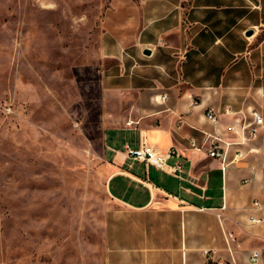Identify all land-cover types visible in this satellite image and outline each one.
<instances>
[{
	"label": "crops",
	"instance_id": "crops-1",
	"mask_svg": "<svg viewBox=\"0 0 264 264\" xmlns=\"http://www.w3.org/2000/svg\"><path fill=\"white\" fill-rule=\"evenodd\" d=\"M99 27L105 264H264V126L240 133L253 109L264 123V0H105ZM209 136L229 145L224 169ZM140 141L182 171L129 158Z\"/></svg>",
	"mask_w": 264,
	"mask_h": 264
},
{
	"label": "rangeland",
	"instance_id": "rangeland-1",
	"mask_svg": "<svg viewBox=\"0 0 264 264\" xmlns=\"http://www.w3.org/2000/svg\"><path fill=\"white\" fill-rule=\"evenodd\" d=\"M105 0H0V264H105Z\"/></svg>",
	"mask_w": 264,
	"mask_h": 264
},
{
	"label": "built area",
	"instance_id": "built-area-1",
	"mask_svg": "<svg viewBox=\"0 0 264 264\" xmlns=\"http://www.w3.org/2000/svg\"><path fill=\"white\" fill-rule=\"evenodd\" d=\"M249 117V121L242 122L240 125L242 143L255 139L264 126L262 115L258 110H251L249 113ZM207 118L211 121H215V116L211 113L207 115ZM209 138H211V143L206 150V155L208 158L219 161L222 165V169H224L226 166L229 145H225V147L222 146V144L224 143H222V141L218 137L209 136ZM190 145L196 150H201L203 148V146L198 147L193 140L190 141ZM127 155L132 160L143 162L145 165L152 166L158 170L170 174L178 175L182 171V166L180 163H176L173 165L168 164V160L176 156V152L174 149H170L165 154H160L153 147L147 145L144 141H140L138 148L127 149ZM236 156L240 157V153H237ZM253 205L257 209L260 208V205L257 202H254ZM249 221L251 223H259L261 220L249 217ZM234 240L235 239L232 234H225V242L228 246L229 243H233ZM203 255L206 264H231L229 262L213 259L212 254L209 251H204ZM258 259V253H252L249 257V262L252 264H256L258 262Z\"/></svg>",
	"mask_w": 264,
	"mask_h": 264
},
{
	"label": "water",
	"instance_id": "water-1",
	"mask_svg": "<svg viewBox=\"0 0 264 264\" xmlns=\"http://www.w3.org/2000/svg\"><path fill=\"white\" fill-rule=\"evenodd\" d=\"M246 35H247V36L251 35V31H248V32L246 33ZM144 54H149V53H148V51H145Z\"/></svg>",
	"mask_w": 264,
	"mask_h": 264
}]
</instances>
